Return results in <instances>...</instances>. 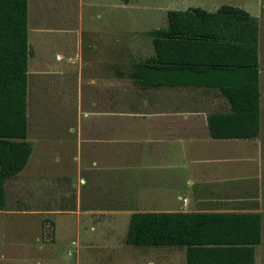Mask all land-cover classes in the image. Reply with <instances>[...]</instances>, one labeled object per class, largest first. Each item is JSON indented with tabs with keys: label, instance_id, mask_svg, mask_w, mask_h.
Returning a JSON list of instances; mask_svg holds the SVG:
<instances>
[{
	"label": "crops",
	"instance_id": "obj_1",
	"mask_svg": "<svg viewBox=\"0 0 264 264\" xmlns=\"http://www.w3.org/2000/svg\"><path fill=\"white\" fill-rule=\"evenodd\" d=\"M88 1L49 0L57 14L55 22L37 27L31 25L29 0V44L39 50L33 69L50 75L51 92L64 83L60 76L64 73L75 77L78 85L77 119L65 132L46 130L41 141L55 150L58 159L50 178L57 197L75 198L77 207L40 208L33 213L76 215L73 243L96 247L126 243L131 215L138 212L263 214V194L250 184L248 172L234 169L248 166L249 155L222 154L229 148H245L255 138H214L210 113L194 105L189 87L144 88L130 77L132 61L123 62L122 50H84L80 20ZM118 6L132 9L134 3L127 0ZM71 156L77 161L76 187L64 163ZM54 232L51 241L64 235L57 236L55 227ZM159 259L158 264L169 261L168 256ZM132 262L143 264L142 258ZM181 264H186L185 253Z\"/></svg>",
	"mask_w": 264,
	"mask_h": 264
},
{
	"label": "trees",
	"instance_id": "obj_2",
	"mask_svg": "<svg viewBox=\"0 0 264 264\" xmlns=\"http://www.w3.org/2000/svg\"><path fill=\"white\" fill-rule=\"evenodd\" d=\"M154 53L132 61L131 78L148 87L216 89L229 109L208 116L217 139H253L261 129L259 27L238 6L215 11L201 7L169 10L167 26L150 30ZM29 0H0V209L6 181L26 167L33 151L27 95ZM260 212H138L128 225L126 243L178 246L186 264H256L262 241Z\"/></svg>",
	"mask_w": 264,
	"mask_h": 264
},
{
	"label": "rangeland",
	"instance_id": "obj_3",
	"mask_svg": "<svg viewBox=\"0 0 264 264\" xmlns=\"http://www.w3.org/2000/svg\"><path fill=\"white\" fill-rule=\"evenodd\" d=\"M103 1L90 0L82 8L80 22L85 37L84 50H122L123 62H134L154 53L150 30L167 26L169 10L201 7L215 11L223 4H230L256 17L259 27L262 132L253 141L255 143L250 141L245 148H229L222 154L232 158L249 155L252 161L248 166L235 165L234 169L249 173L250 184L257 186L263 194L264 210V0H131L134 3L132 9L119 8L118 4H125L127 0ZM56 16L49 0H31L32 26L49 25L51 21L55 22ZM120 37L121 42L118 41ZM31 48L27 113L28 139L32 142L33 151L23 171L5 183L7 203L5 209L0 210V264H132L135 258H142L143 264H148L150 260L158 264L161 256L169 257L164 264L183 263L185 252L178 246H136L125 242L115 246L78 245L73 243L78 228L76 215L33 213V210L40 208L75 210L77 207L75 198L57 197V190L50 178L51 169L58 159L55 150L41 141L42 133L46 130L61 129L65 132L69 123L77 119L78 85L75 77H68L63 72L60 76L64 83L59 87L56 84L59 90L51 92L50 75L33 69L39 50L32 45ZM188 90L192 93L194 105L200 104V108L209 113L229 109L228 101L216 89L189 86ZM64 163L66 167L68 163L70 182L76 187L79 181L77 161L71 156L70 161ZM64 185L63 181L61 186ZM15 209H26L31 213L11 214L10 210ZM262 215V241L256 248V264H264V212ZM54 227L57 236L58 233L64 235L51 241ZM120 231L122 234V228Z\"/></svg>",
	"mask_w": 264,
	"mask_h": 264
}]
</instances>
